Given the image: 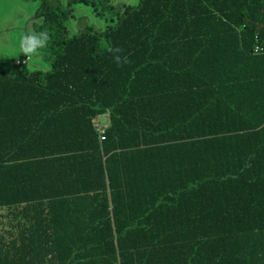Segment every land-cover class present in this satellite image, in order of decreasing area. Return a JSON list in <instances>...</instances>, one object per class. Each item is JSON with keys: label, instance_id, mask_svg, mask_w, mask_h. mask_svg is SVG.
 I'll return each mask as SVG.
<instances>
[{"label": "trees", "instance_id": "trees-1", "mask_svg": "<svg viewBox=\"0 0 264 264\" xmlns=\"http://www.w3.org/2000/svg\"><path fill=\"white\" fill-rule=\"evenodd\" d=\"M38 1L51 67L0 61V264H264V0L70 35L109 0Z\"/></svg>", "mask_w": 264, "mask_h": 264}, {"label": "rangeland", "instance_id": "rangeland-1", "mask_svg": "<svg viewBox=\"0 0 264 264\" xmlns=\"http://www.w3.org/2000/svg\"><path fill=\"white\" fill-rule=\"evenodd\" d=\"M136 2L137 0H109L104 10L99 6L94 10L89 5L76 4L65 22L66 34L102 30L115 22L116 15L122 9ZM38 5V0H0V61L5 63L7 70L15 59L24 57L19 51V40L22 35L35 32L32 23ZM53 56L52 50L45 46L26 65L29 69L46 70L51 67ZM100 121L107 124L108 118L102 116Z\"/></svg>", "mask_w": 264, "mask_h": 264}, {"label": "clouds", "instance_id": "clouds-1", "mask_svg": "<svg viewBox=\"0 0 264 264\" xmlns=\"http://www.w3.org/2000/svg\"><path fill=\"white\" fill-rule=\"evenodd\" d=\"M48 40V34L46 32H30L28 34H24L20 37L19 40V51L26 58L23 63H27L31 61L34 56L39 55V49L45 47ZM109 51L113 54L114 61L118 66H121L123 63H127V57H122L120 53L122 49L113 48L109 49ZM31 67V65H29Z\"/></svg>", "mask_w": 264, "mask_h": 264}, {"label": "built area", "instance_id": "built-area-1", "mask_svg": "<svg viewBox=\"0 0 264 264\" xmlns=\"http://www.w3.org/2000/svg\"><path fill=\"white\" fill-rule=\"evenodd\" d=\"M16 62H17V63H19V61H18V60H16ZM98 128H99V129L101 128V127H100V125H98Z\"/></svg>", "mask_w": 264, "mask_h": 264}, {"label": "crops", "instance_id": "crops-1", "mask_svg": "<svg viewBox=\"0 0 264 264\" xmlns=\"http://www.w3.org/2000/svg\"><path fill=\"white\" fill-rule=\"evenodd\" d=\"M4 32H5V31H4ZM4 32H3V33H4ZM5 33H6V32H5ZM13 62H14V61H13Z\"/></svg>", "mask_w": 264, "mask_h": 264}]
</instances>
